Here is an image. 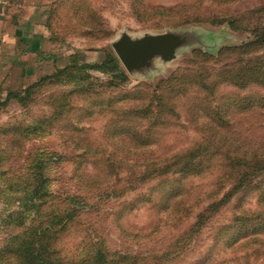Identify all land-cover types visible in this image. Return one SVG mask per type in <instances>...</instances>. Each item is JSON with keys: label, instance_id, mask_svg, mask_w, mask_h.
Segmentation results:
<instances>
[{"label": "rangeland", "instance_id": "rangeland-1", "mask_svg": "<svg viewBox=\"0 0 264 264\" xmlns=\"http://www.w3.org/2000/svg\"><path fill=\"white\" fill-rule=\"evenodd\" d=\"M51 12L42 62L8 65L0 86L24 98L0 108V246L31 219L9 223L25 186L9 176L46 158L57 204L78 202L59 241L69 252L102 240L111 264H264V0H55ZM150 35L166 51L127 68L115 44ZM109 56L118 64L80 66Z\"/></svg>", "mask_w": 264, "mask_h": 264}, {"label": "trees", "instance_id": "trees-1", "mask_svg": "<svg viewBox=\"0 0 264 264\" xmlns=\"http://www.w3.org/2000/svg\"><path fill=\"white\" fill-rule=\"evenodd\" d=\"M113 63L118 64L117 58L109 56V59L104 64L95 66L82 64L80 66L82 68L103 69ZM54 75L57 76V74ZM54 75L46 76L32 86L27 87V95L31 96L33 94L31 88L52 79ZM12 97L24 100L18 92H9L5 99L6 101L0 98V108L7 105L8 100ZM7 131L15 133L18 131V127L13 126ZM197 152L198 149L189 151L187 156H190L191 159L183 163V169L195 158ZM62 160V156L58 155L55 163L59 166ZM173 164L167 165L171 167ZM34 167L35 171L31 172L30 175H24L25 177L23 178H15L20 176L16 174L9 176L14 177L12 180L15 184H25L20 190L13 191L20 195L11 204L16 209L8 213L9 223L20 226L19 220H22L23 225L24 218L31 219L26 231L15 233L6 240L5 244L0 246V262L3 263L8 260L9 264H12L11 257H14L16 258L15 264H111L112 261L102 246L104 242L102 240L85 242L82 249L71 252L63 246V243H59V241L61 242L60 237L71 229V224L78 217L79 212L76 206L78 202L72 196L66 206L60 207L57 204V199L60 195L57 190L55 177L59 173L57 171L53 172L52 169L56 168V166L52 167L44 158L43 160L36 159ZM43 219L47 220L43 222Z\"/></svg>", "mask_w": 264, "mask_h": 264}, {"label": "crops", "instance_id": "crops-1", "mask_svg": "<svg viewBox=\"0 0 264 264\" xmlns=\"http://www.w3.org/2000/svg\"><path fill=\"white\" fill-rule=\"evenodd\" d=\"M54 1L0 0V86L12 78L6 71L8 65L32 71L42 62L43 47L51 42L48 21ZM29 57L35 61L33 67L26 66Z\"/></svg>", "mask_w": 264, "mask_h": 264}, {"label": "water", "instance_id": "water-1", "mask_svg": "<svg viewBox=\"0 0 264 264\" xmlns=\"http://www.w3.org/2000/svg\"><path fill=\"white\" fill-rule=\"evenodd\" d=\"M166 38L159 35L144 36L138 40L123 39L115 44V51L127 68L137 67L155 55L165 52Z\"/></svg>", "mask_w": 264, "mask_h": 264}]
</instances>
